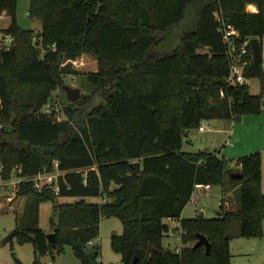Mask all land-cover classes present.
<instances>
[{
	"label": "trees",
	"instance_id": "16d2710c",
	"mask_svg": "<svg viewBox=\"0 0 264 264\" xmlns=\"http://www.w3.org/2000/svg\"><path fill=\"white\" fill-rule=\"evenodd\" d=\"M248 4L257 11H247ZM16 8L17 0H0V14L10 19L1 31L13 38L9 49L0 50V180L23 178L15 194L24 201L7 208L16 215L4 241L30 242L33 264L66 246L81 264H102L100 247L92 241L101 218L115 216L122 232L113 233L110 244L122 264L134 259L136 264H233L230 226L239 223L242 237L263 232L261 153L241 155L231 168L219 151L181 147L202 120L261 111V61L254 66L249 47L245 74L259 78L260 94H251L247 84L227 82L228 48L214 12H222L241 40L257 37L261 49L264 0H29V16L41 22L39 33L18 24ZM191 8L196 21L168 46L167 35ZM83 54L96 60V70L84 73L88 93L51 113L41 111L64 84V75L81 73L71 60ZM94 98L99 101L86 108ZM57 110L64 119L57 118ZM54 160L62 172L58 192L52 184L38 191L30 179L52 171ZM227 175L240 191L237 209H224L221 198L217 217L180 218L195 184L226 190ZM69 196L75 200L58 201ZM43 201H51L57 215L51 241L39 227ZM167 218L180 219L185 230L178 251L162 245ZM198 233L209 241V253L204 245L194 246Z\"/></svg>",
	"mask_w": 264,
	"mask_h": 264
},
{
	"label": "rangeland",
	"instance_id": "374dc122",
	"mask_svg": "<svg viewBox=\"0 0 264 264\" xmlns=\"http://www.w3.org/2000/svg\"><path fill=\"white\" fill-rule=\"evenodd\" d=\"M246 6L247 11L252 8ZM29 0H17V22L24 29H31L35 33L41 31V22L38 18H32L28 14ZM253 12V11H252ZM196 8L188 10L183 22L175 26L173 32L167 35L168 46H174L180 39L183 30L191 27L196 21ZM10 19L8 16L0 18V39L4 35L1 31L6 27ZM13 42V41H12ZM13 44V43H12ZM84 57V58H83ZM82 65L77 66L79 74L64 75V84L77 87L81 94H86L90 90L85 74L88 71L96 69V61L90 55H83ZM65 64V63H64ZM264 75V36L261 38V63ZM246 84L251 94L257 95L261 92V82L258 77H248ZM67 98L62 86L53 93L51 104H57L60 108L62 104H67ZM94 98L86 108L98 102ZM57 118L64 119L62 110L56 111ZM240 120L224 119H206L201 121L203 130L192 129L184 136L181 151L198 152L203 150L219 151L220 155L228 160V163L234 161L237 157L251 152L259 151L262 161V183L261 190L264 192V90L262 94L261 111L256 114H245ZM17 177L12 176L9 180H0V264H33V245L30 242L20 243L16 239L5 242V237L13 230L15 226V212L12 210L19 207L24 199L22 196H16L14 182ZM228 175L225 179L226 190L221 185H213L208 190L195 191L197 201H189L183 208L180 218H194L201 212L206 218L217 217L221 211L219 206L221 198L224 197V209H237L240 206V191L235 187V182L228 181ZM90 201L96 197H88ZM75 197H58L59 202L73 201ZM12 208V209H7ZM3 210V211H2ZM57 222V215L53 211L51 201H43L39 208V227L46 233L54 229ZM180 219L176 222L167 221L169 232L164 234L162 245L173 251L180 250L182 242L178 238V225ZM239 223H233L228 234L232 237L230 240L231 262L237 264H263L264 263V219L262 222V235L260 237H242L237 235ZM122 232L121 221L115 216H103L100 222V231L93 244H98L100 249V261L102 264H122L121 255L115 252L110 244V237L113 233ZM81 264L80 260L73 254L70 246H66L64 251L56 254L54 258L50 254L40 258L39 264Z\"/></svg>",
	"mask_w": 264,
	"mask_h": 264
},
{
	"label": "built area",
	"instance_id": "2783aa9c",
	"mask_svg": "<svg viewBox=\"0 0 264 264\" xmlns=\"http://www.w3.org/2000/svg\"><path fill=\"white\" fill-rule=\"evenodd\" d=\"M214 15L216 17V20L219 22L218 31L222 34V41L226 44L228 48V56L230 59V69L229 74L227 76V82L229 84H246L247 76L245 74L246 68L249 66L250 61L247 59V55L249 54V39L245 38L244 40H241L239 37V33L237 29L230 23H227L222 18V12L216 11L214 12ZM6 16L4 13L0 14V18H4ZM13 38L10 34H4L2 38L0 39V50L9 49L12 45ZM71 64L73 67H77L82 64L80 59L76 58L74 60H71ZM64 65V63H62ZM57 104H51V102H48L41 111L51 113L52 109ZM58 109V108H57ZM199 130H203V127L200 126ZM237 163L235 161H231L229 163V167H237ZM52 171H48L46 169L42 170L38 174H36L34 177H32L30 180L33 181L34 187L40 191L44 185H51L52 189L55 193L58 192V185L56 183V180L62 172L58 169V162L54 160L52 162ZM16 171L20 172V168L16 167ZM24 180L21 177H18L16 181L14 182V186L17 189V184ZM209 184H195L194 191L197 190H208L210 189ZM16 192V190H15ZM174 219V218H172ZM177 220V219H174ZM178 238L181 240V236L185 234V230H183L180 226V223L178 225ZM178 251V250H177ZM54 264V263H52ZM110 264V263H107Z\"/></svg>",
	"mask_w": 264,
	"mask_h": 264
},
{
	"label": "water",
	"instance_id": "95a60500",
	"mask_svg": "<svg viewBox=\"0 0 264 264\" xmlns=\"http://www.w3.org/2000/svg\"><path fill=\"white\" fill-rule=\"evenodd\" d=\"M249 46L251 48L252 52V61L255 67L259 66V63L261 61V49L259 46V39L257 37L250 38L249 39ZM62 89L64 90L66 94V98L68 101L74 102L78 100L80 95V90L77 87H72L69 84H63ZM241 118L237 116L235 120H240ZM187 135V134H186ZM185 135V136H186ZM133 165L135 166L136 171H139L140 169V163L138 161L133 162ZM233 178L239 179L242 177L241 173H233L231 175ZM199 216H202V212L199 214ZM47 238L51 241L53 240V232L46 234ZM197 241L195 242L194 246L204 245L206 253H209L210 249V243L207 240V238L203 234H197ZM150 250V249H148ZM136 259L133 260L132 264H136Z\"/></svg>",
	"mask_w": 264,
	"mask_h": 264
},
{
	"label": "crops",
	"instance_id": "0c3cea01",
	"mask_svg": "<svg viewBox=\"0 0 264 264\" xmlns=\"http://www.w3.org/2000/svg\"><path fill=\"white\" fill-rule=\"evenodd\" d=\"M249 6H254L255 7V10H251V11H257V7H256V5H254V4H248ZM83 55H88V54H83ZM83 55H81L80 57H78V59H80V60H82L84 57H83ZM83 57V58H82ZM84 60V59H83ZM94 61H96L95 59H94ZM82 63H84L83 61H82ZM82 65V64H81ZM73 68H75V69H77L76 67H73ZM96 70V69H95ZM199 129V128H198ZM187 136V135H186ZM263 161V160H262ZM261 170H262V167H261ZM212 187V186H211ZM210 187V188H211ZM224 198V197H223ZM87 200H89V199H87ZM101 200V198L100 197H96V199L95 200H93L92 202H99ZM197 201V197H196V194H195V191L193 192V194H192V196H191V200L190 201ZM23 201H24V199L23 200H21V202L23 203ZM90 201V200H89ZM202 215H203V213H202ZM171 221V222H176L177 220H174V219H169V218H167V219H165V222L167 223V221ZM93 242V241H92ZM233 264H237V263H233Z\"/></svg>",
	"mask_w": 264,
	"mask_h": 264
}]
</instances>
